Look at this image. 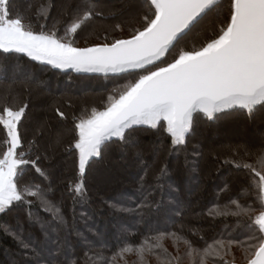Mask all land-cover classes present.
Returning a JSON list of instances; mask_svg holds the SVG:
<instances>
[{
	"label": "snow or ice",
	"instance_id": "snow-or-ice-1",
	"mask_svg": "<svg viewBox=\"0 0 264 264\" xmlns=\"http://www.w3.org/2000/svg\"><path fill=\"white\" fill-rule=\"evenodd\" d=\"M15 3L0 0V53L24 54L53 69L127 73L131 77L117 96H109L103 110L93 108L89 115L74 118L66 151L74 157L75 177L68 181V189L75 203L85 197L87 171L106 150L127 152L138 147L132 137L140 126L156 130L162 140L170 141V150L178 152L188 148V137L199 119L197 113L207 121L220 120L221 114L245 122L259 117L264 125V0H228L226 12L218 13V30L191 50L181 47V41L202 19L220 8V0H135L132 15L139 27L127 38L109 43L105 36L103 43L86 47H77L68 38L94 20L107 19L87 0L74 15L61 10V15L69 16L63 36L57 34L55 25L46 31L41 24L39 31H34L30 23H25L30 17L14 11ZM52 7L51 3L41 5L37 17L46 20ZM115 28L121 29V24ZM27 107L26 103L0 107V214L21 205L27 207L31 218L35 206L51 214L52 231L64 229L70 234V223L48 198L47 187L28 186L24 180L30 169L44 179L49 175L41 166L47 155L33 156L36 141L26 143L20 131ZM55 113L67 119L59 108ZM136 155L142 159L139 152ZM223 162L244 171L255 199L244 204L233 200V209L215 213L235 217V226L244 230L245 238L216 240L204 249V255L218 257L222 264H236L233 251L239 250L243 253L240 264H264V147L258 152L233 149L232 158ZM160 172L163 174L165 169ZM5 234L16 240L26 255L35 251L18 230L6 228ZM152 247L161 245L149 246L148 250ZM122 251L132 249L125 247ZM144 251L142 246L139 252ZM229 256L231 260L226 259ZM169 264H181L180 255L172 257Z\"/></svg>",
	"mask_w": 264,
	"mask_h": 264
},
{
	"label": "trees",
	"instance_id": "trees-1",
	"mask_svg": "<svg viewBox=\"0 0 264 264\" xmlns=\"http://www.w3.org/2000/svg\"><path fill=\"white\" fill-rule=\"evenodd\" d=\"M56 1L16 0L14 11H23L29 16L30 20H26L25 23H30L34 31H39L41 24L45 25L46 31L53 29L55 25L58 29L57 34L63 36L69 16L61 15L56 7ZM130 2L135 3V0ZM48 3L53 4L54 7L47 19L37 17L36 10ZM87 3L97 10L105 11L101 7V0H87ZM82 4L79 10L85 7L86 0H83ZM73 6L71 8H74ZM227 8L228 0H221L220 8L202 19L184 40L197 30L203 29L208 21L209 24L215 25L209 28L208 39L212 38L213 31L218 30L219 27L218 13L226 12ZM75 10V12L79 11ZM106 17L107 19L102 22L100 20L90 22L79 30L75 37L68 39L77 47L103 43L105 36L110 43L113 39L127 38L133 29L139 27L136 19L129 20L124 25L121 24L122 36L119 35L118 30L114 35L113 28L108 31L101 29V24L114 19V17ZM88 29L95 33H82ZM168 58L170 59L171 56ZM130 79L127 73L119 76L60 73L33 63L21 55L0 53V88L15 86L38 88L43 92H49L59 104L65 105L66 109L70 110L74 107L73 99L80 96L98 95L104 97L103 99L117 96L122 86ZM52 90L53 92H50ZM75 112L70 115L65 113L67 119L62 120L56 115L55 107L51 106V115L61 125H66L70 134L60 143L62 158H68L65 166L69 167V172L60 176L59 180L52 179V174H55L52 169L54 161L45 159L41 166L49 174L48 179L40 177L34 169H30L24 177L28 186L39 184L42 188L47 187L48 198L59 206L61 214L70 223V234L64 229L52 231L49 224L50 213L34 206L32 217L29 218L27 207L16 205L6 214H0V264H85L88 257H91L88 264H169V260L177 255L181 257V264H201V262L222 264L218 257L205 256L204 249L214 244L216 240L229 236L239 240L245 238L244 230L235 226V217L218 216L215 213L233 209L235 207L231 203L233 200L241 204L252 203L255 195L249 192L244 171L223 162L232 158V152L229 154L223 152L220 153L221 155L217 154L219 156L214 155L205 160L201 137L203 133L207 135L206 138L215 134L217 126L229 118L247 124L253 123L252 127H254L259 117L254 122H245L239 117L221 114L222 119L207 121L202 114L197 113L195 115L199 119L194 133L188 137V148L178 152L170 150L168 147L170 141L162 140L156 130L139 128L132 137L138 148L127 153L115 150L117 155L114 156L117 161H124V158L129 157L128 154L131 156L129 164L135 166V171L124 166L129 170L128 174L131 178L123 181L106 197L95 198L89 176L92 169L102 163L103 155L87 171L85 197L79 203H75L68 189V181L75 177L74 157L66 151L73 135L74 118L80 117L79 113ZM258 131L260 133H254L255 136H264L263 126ZM21 134L26 143L31 140L36 141L32 135L26 137ZM138 135H141L140 138ZM2 140L3 137L0 135V144ZM139 144H151L155 149H159L157 152L162 154V159L153 164V158L150 159L143 151L138 150ZM262 147L264 140L255 141L253 144L245 142L238 148L258 152ZM137 152L142 159L137 157ZM35 154L42 155L36 144L33 145V156ZM162 168L165 169L163 174L160 172ZM145 204H150L151 207H142ZM6 228L9 231L18 230L25 242L35 251L26 255L17 241L5 234ZM173 232L175 236L171 235ZM161 236L162 238L158 239ZM185 241L188 243L186 244ZM156 244L161 247H152L151 251L148 250L149 246ZM142 246L145 251L141 254L139 249ZM125 247H130L132 251L123 252L122 249ZM233 255L236 257V264H240L243 253L234 250ZM226 259L231 260L232 257Z\"/></svg>",
	"mask_w": 264,
	"mask_h": 264
},
{
	"label": "rangeland",
	"instance_id": "rangeland-1",
	"mask_svg": "<svg viewBox=\"0 0 264 264\" xmlns=\"http://www.w3.org/2000/svg\"><path fill=\"white\" fill-rule=\"evenodd\" d=\"M83 0H57L56 7L61 13L62 9H66L69 12L75 13V9L81 7ZM131 0H101V7L105 10V16L114 17L113 21H108L106 24H101L102 28L108 31L112 29L114 35L116 30H118L119 35L121 34V29H116L115 24H125L129 20H135L132 15L133 10L136 7L135 3L130 2ZM76 6H73V5ZM74 8H71V7ZM70 9H73L71 11ZM66 17V15H63ZM112 20V19H111ZM208 21L203 29L197 30L195 33L190 35L187 40L181 42V47H186L188 50L200 47L204 41H206L209 36V28L215 26L213 23L209 24ZM213 31V34H215ZM88 29L82 33H90ZM95 33V32H91ZM178 51V49H177ZM50 92H53L50 91ZM98 95H88L80 96L73 99V110L66 109L65 105L59 104L58 100L52 97L49 92H43L38 88L30 86L22 87H1L0 88V107L6 105H11L12 107L22 106L27 104L29 110H27L26 116L21 121L20 131L26 137L33 136L36 139V146L40 149L42 155H47L48 159L53 160V170L55 174H52V179L59 180L60 176H63L69 172V167L65 166L68 163V158H62V150L60 148V143L64 142L66 138L69 137V131L66 125H61L56 119L51 115V106L55 109L59 108L65 111L66 115H70L73 112L79 113L80 116L89 115L93 108L99 110L103 106H107L109 99ZM106 104V105H105ZM255 126L252 124L243 123L241 121L229 118L227 121H223L217 126L216 133L212 136L206 138L207 135L203 133L201 137V142L203 143V151L205 160L210 159L214 155L219 156L220 153L226 152L231 153L233 149L242 146V143L250 142L255 143V141L264 140V136H255L254 133L260 131L261 126L260 119L258 118L255 122ZM254 125V124H253ZM31 133V134H30ZM140 138L141 135H138ZM137 141V140H134ZM223 144L225 146H223ZM139 144V151H143L144 155H147L150 159L153 158V164L159 162L162 158L159 149H155L151 144ZM138 148V147H137ZM230 148V149H229ZM127 153V152H126ZM126 153L125 156H126ZM219 154V155H217ZM117 152L112 149L105 151L103 160L101 164L96 165L90 173V183L92 185V193L95 198L101 199L106 197L111 191L116 189L123 181L131 178L128 174L129 170L135 171V166L129 164L131 160L129 156L127 159L116 160L114 156ZM134 157V156H133ZM210 157V158H209ZM165 158V157H164ZM120 161V162H119ZM127 166L129 170H127ZM65 167V169H64ZM68 168V169H67Z\"/></svg>",
	"mask_w": 264,
	"mask_h": 264
},
{
	"label": "water",
	"instance_id": "water-1",
	"mask_svg": "<svg viewBox=\"0 0 264 264\" xmlns=\"http://www.w3.org/2000/svg\"><path fill=\"white\" fill-rule=\"evenodd\" d=\"M220 1H221V0H220ZM10 54L21 55V56L25 57L26 59H28L29 61H31V62H33V63H36V64H39V65H42V66L49 67V68H51L52 70L57 71V72H60V73H73L74 75H83V76H119V75L126 74V73H120V74H112V73H108L107 75H105L104 73H85V72H76V71L71 70V69H68V70L53 69L50 65H47V64H41V63H39V62L32 61L30 58H28V57L25 56L24 54H19V53H8L7 55H10ZM139 128L150 129V128H148L147 126H140ZM97 160H98V159H97Z\"/></svg>",
	"mask_w": 264,
	"mask_h": 264
}]
</instances>
